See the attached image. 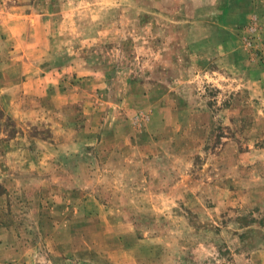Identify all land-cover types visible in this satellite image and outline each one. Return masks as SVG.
Returning a JSON list of instances; mask_svg holds the SVG:
<instances>
[{"label":"rangeland","instance_id":"obj_1","mask_svg":"<svg viewBox=\"0 0 264 264\" xmlns=\"http://www.w3.org/2000/svg\"><path fill=\"white\" fill-rule=\"evenodd\" d=\"M0 264H264V0H0Z\"/></svg>","mask_w":264,"mask_h":264}]
</instances>
